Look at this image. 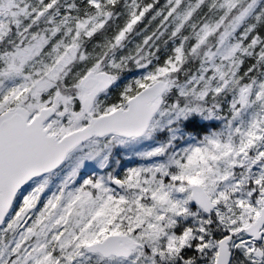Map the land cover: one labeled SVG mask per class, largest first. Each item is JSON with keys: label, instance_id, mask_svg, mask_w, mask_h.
Instances as JSON below:
<instances>
[{"label": "snow or ice", "instance_id": "obj_1", "mask_svg": "<svg viewBox=\"0 0 264 264\" xmlns=\"http://www.w3.org/2000/svg\"><path fill=\"white\" fill-rule=\"evenodd\" d=\"M0 264H264V0H0Z\"/></svg>", "mask_w": 264, "mask_h": 264}, {"label": "trees", "instance_id": "obj_2", "mask_svg": "<svg viewBox=\"0 0 264 264\" xmlns=\"http://www.w3.org/2000/svg\"><path fill=\"white\" fill-rule=\"evenodd\" d=\"M161 2H163V0H161Z\"/></svg>", "mask_w": 264, "mask_h": 264}]
</instances>
